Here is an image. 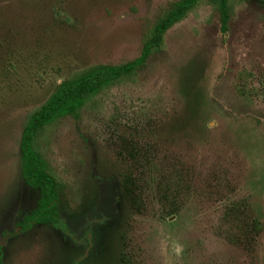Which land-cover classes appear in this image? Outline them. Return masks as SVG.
Here are the masks:
<instances>
[{"label": "rangeland", "instance_id": "obj_1", "mask_svg": "<svg viewBox=\"0 0 264 264\" xmlns=\"http://www.w3.org/2000/svg\"><path fill=\"white\" fill-rule=\"evenodd\" d=\"M176 1L0 0L2 264H264V7L254 0H234L224 25L199 1L134 81L47 127L66 229L19 230L37 199L19 175L25 115L73 72L138 57Z\"/></svg>", "mask_w": 264, "mask_h": 264}, {"label": "trees", "instance_id": "obj_2", "mask_svg": "<svg viewBox=\"0 0 264 264\" xmlns=\"http://www.w3.org/2000/svg\"><path fill=\"white\" fill-rule=\"evenodd\" d=\"M199 1L201 0H177L171 3L168 10L154 22L138 57L119 64H95L85 70L73 72L55 85L40 105L25 115L19 142V175L36 192L37 199L33 209L21 217V232L29 230L34 224L66 229L58 214L59 193L64 184L55 176L43 156L44 130L65 118L78 119L81 111L93 105L103 93L112 87L134 81L147 58L161 46L165 32L185 18ZM206 1L216 9L220 22L224 25L231 14L234 0ZM254 1L264 7V0ZM235 89L240 99L248 100L250 94L246 85L237 84ZM254 227L259 230L261 225L255 224Z\"/></svg>", "mask_w": 264, "mask_h": 264}]
</instances>
